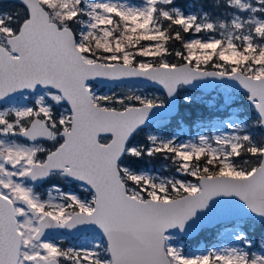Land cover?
Wrapping results in <instances>:
<instances>
[{"label":"snow or ice","instance_id":"6c2138e0","mask_svg":"<svg viewBox=\"0 0 264 264\" xmlns=\"http://www.w3.org/2000/svg\"><path fill=\"white\" fill-rule=\"evenodd\" d=\"M0 264H264V0H0Z\"/></svg>","mask_w":264,"mask_h":264},{"label":"trees","instance_id":"16d2710c","mask_svg":"<svg viewBox=\"0 0 264 264\" xmlns=\"http://www.w3.org/2000/svg\"><path fill=\"white\" fill-rule=\"evenodd\" d=\"M201 113L200 112H197V115H200ZM205 115H207V113H204ZM217 115H220L219 113H217ZM189 127L191 128V132H193L196 128L193 127L191 125V123L189 122ZM254 238H256L257 240L260 239V232L257 230L256 232L252 233ZM201 243V242H200ZM197 245L199 244H196L195 241L192 242V244L189 245L190 248L194 249L195 247H197Z\"/></svg>","mask_w":264,"mask_h":264},{"label":"rangeland","instance_id":"374dc122","mask_svg":"<svg viewBox=\"0 0 264 264\" xmlns=\"http://www.w3.org/2000/svg\"><path fill=\"white\" fill-rule=\"evenodd\" d=\"M196 131H197V129H195L192 133L194 134ZM201 244H207V240H202V241H201ZM197 247H199V245H197ZM191 249H192V248H191ZM192 250H195V248L192 249Z\"/></svg>","mask_w":264,"mask_h":264}]
</instances>
